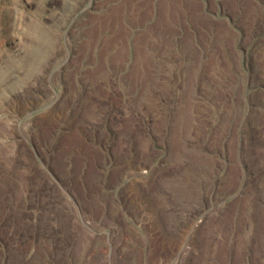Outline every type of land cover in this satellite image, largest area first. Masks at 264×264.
<instances>
[{
    "label": "bare ground",
    "instance_id": "1",
    "mask_svg": "<svg viewBox=\"0 0 264 264\" xmlns=\"http://www.w3.org/2000/svg\"><path fill=\"white\" fill-rule=\"evenodd\" d=\"M253 1L226 0V12L232 14L234 19L240 13L245 21L251 19L255 22L260 18V13ZM205 12L200 8L198 0H117L114 7L97 18L94 25L98 33L94 37V48L98 46L101 28H115V34H118L116 38L120 39L119 47H122V39L129 36L130 26L140 25L148 19L154 18V21L148 23L144 32L136 33L135 70L127 78L124 77L123 84L116 76L115 56L111 58L113 65H110L105 56L109 48L108 40L102 43L103 60L95 62L97 65L89 83H85L80 89L85 94L78 99L80 114L73 125L78 139L74 158L67 154L54 160L49 152L54 149V131L61 129V125L54 127V123L49 120L44 130H36L37 147L44 149V154L41 153L39 158L44 159L46 167L50 168L57 179L51 189L52 193L55 192L51 196L53 202L47 209L43 207L44 204L41 205L42 209L39 207L42 215L37 220L30 217L28 206H25L26 202L35 201L43 193V179L36 175L33 160L23 158L20 149L15 151L12 167L23 165L26 169L25 186L19 196L15 195L17 198L13 197L15 185L12 171L0 170V264H95L98 259H102L104 264H154V257L166 262L183 251L196 253V264H243L245 260L247 264H264V173L261 171L264 165L260 163L264 162V148L256 146L255 151L251 152L249 146L252 143L247 138L244 139L246 125L239 119L243 107L232 83L222 87L221 93H218L214 85L217 83L216 69L222 71L228 80L231 78L233 59L228 46L232 32L224 28V24L217 25ZM180 34L181 39H195L202 50L200 57L211 59L209 84L213 85L210 94L204 95L212 103H216L215 109L218 114L221 113L223 119L218 115V130L212 129L209 123L203 128H197V115L182 114L176 119L172 118L171 112L166 108L171 95L166 92L167 89L164 91L154 83L156 62L152 60L151 52L155 49V43L169 48L180 42ZM86 46L83 55L88 54L90 46ZM189 46L191 47V43ZM262 62L258 68L261 75H264ZM111 69L114 70L110 78ZM205 82L206 79L201 84L204 86ZM131 87L140 88L141 92L143 90L136 110L130 97ZM117 92L127 96L122 113L106 106L108 94L116 96ZM92 95L95 96L93 104L86 106L85 102ZM191 104L193 105V101ZM143 105L147 109L162 106V110L153 111L160 119V124L148 121V112L142 109ZM263 108L260 111L255 109L259 119L262 118ZM138 111L146 116L141 119V123L133 118ZM113 113L123 119L109 122L108 118ZM225 115L230 119L224 120ZM109 123L113 125V129L108 128ZM141 126L144 128L141 129ZM240 137L245 141L243 149L246 153L243 159L238 158L239 150L235 145ZM152 143H159L168 151H174L177 157L185 154L187 147L195 149V146L204 147L205 144L210 155L207 154L204 158L193 150L185 159L180 158V161L167 166L166 171L152 169L150 182L123 188L115 196L109 191L112 180L107 163L113 162L115 167L120 168L118 175H140L142 170L150 167L152 154L149 145ZM46 146L51 149L45 148ZM224 148L229 153L224 166L232 171L226 191H239L246 182L249 184V189L245 190L246 202L242 211L236 204L232 207V220L225 232H221L223 235L219 230L205 234L204 238L211 249L207 245H201L202 239L196 230L190 234L188 246H182L184 238L181 239V236L186 225L173 216L174 210L194 201V183L198 182L195 175L201 167H205L206 172V167L218 158L219 149L223 152ZM255 157L259 163L255 162ZM245 166L247 169L251 168L248 176L243 171ZM222 178L215 176L217 181ZM62 198H65L63 205L60 204ZM139 204L152 215V230H158L160 237L158 248L144 240H138L132 233L135 227L133 223L140 222L137 218ZM73 220L88 231L89 235L79 253H75L72 247L75 237ZM104 224L111 228V233L102 236L100 227ZM114 236L119 237L117 241L113 240ZM218 243L220 248L216 247ZM32 249L34 254L29 256Z\"/></svg>",
    "mask_w": 264,
    "mask_h": 264
},
{
    "label": "rangeland",
    "instance_id": "2",
    "mask_svg": "<svg viewBox=\"0 0 264 264\" xmlns=\"http://www.w3.org/2000/svg\"><path fill=\"white\" fill-rule=\"evenodd\" d=\"M116 2L117 0H0V170L12 171L15 185L13 197L17 198L15 195L19 196L25 186L26 169L23 165L12 167L15 151L20 149L23 158L33 160V165L37 170L36 175L43 179V193L35 201L25 203L32 219L37 220L40 214L42 215L39 207L42 209L45 206L47 209L46 207L53 202L51 196L55 192L52 193L51 189L57 182L50 168L46 167L44 159L39 158L41 153L44 154V149L41 146L37 147V131L44 130L49 120L54 123V127L61 125V129L54 131V149L49 152L54 160L67 154L74 158L78 139L73 125L80 114L78 99L80 96L84 97L85 94L80 89L82 90L85 83H89L97 65L95 62L103 60L102 43L108 40L109 48L105 56L110 65H113L111 58L115 56L113 58L116 61L114 65L117 66L116 76L123 84L124 77L127 78L129 73L135 70L137 60L134 40L137 34L145 31L149 26L148 23L154 21V18L148 19L140 25L130 26L127 34L129 36L122 39V47H119L120 39L116 38L118 34H115L117 32L115 28L112 26L101 28L102 33L100 32L98 46L94 48V37L96 32L98 33L94 24L97 18L114 7ZM198 2L202 11H206L205 14L207 13L213 22H217V25L224 24L223 27L232 32V39L228 46L233 59L230 68L231 78L228 80L222 71L216 69L217 83L214 85L218 93H221L222 87H226L229 82L232 83L243 107L239 119L246 125L244 139L247 138L252 143L249 146L251 152L255 151L256 146L264 148V120H262L264 119V75H261L258 68L259 63L264 61V0L253 1L256 10L260 13V18L255 22L251 19L245 21L240 13L237 14V20L234 19L232 14L226 12V0H198ZM93 25L94 28H92ZM179 37L180 42L169 48L159 45L158 42L155 43V49L151 52L153 53L152 60L156 62H153L155 63L154 83L164 91L167 89L166 92L171 95L167 100L166 108L168 112H171L172 118L176 119L182 114L197 115V128H203L209 123L212 129L218 130V115L220 119L223 118L221 113L218 114L215 109L216 103H212L205 97L210 94L213 85V83L209 84L211 59L200 57L202 50L195 43V39L192 38L191 41L181 39V34ZM86 45L90 46L89 51L87 55H83ZM113 70H109L110 78ZM205 79L207 82L203 86L201 83ZM133 89L131 87L130 97L133 99L132 103L136 110L143 90L141 92L140 88ZM108 97L106 106L111 107L110 110L122 113L127 96L117 92L116 96L110 93ZM94 98V95L89 96L85 102L86 106H91ZM142 107L148 112H146L147 119L150 123L155 121L160 124V119L155 112L162 110V106L156 105L148 108L149 111L144 105ZM262 108V118L259 119L256 117L255 109L260 111ZM145 117L140 111L133 116L134 120L140 123ZM108 119H110L109 122H116L123 118H118L113 113ZM228 119L230 118L225 115L224 120ZM109 127L113 129L110 123ZM142 128L144 127L141 126ZM191 131L194 133L192 129ZM244 139L240 137L235 143L236 149L239 150L238 158L242 159L245 158L246 153L243 149ZM159 143L149 145L152 154L150 167L142 170L140 175L134 176L128 173L118 175L120 168L115 167L113 162H108L106 166H108L112 180V188L110 187L109 191L116 196L123 188L132 187L136 183L146 184L150 182L153 170L166 171L167 166L180 161V158L185 159L187 154L193 153V150L204 158L205 155H210L205 144L204 147L197 145L195 149L187 147L186 153L177 157L174 151H168ZM45 148L51 149L47 146ZM209 149L212 148L209 147ZM228 157V149L224 148L223 152L219 149L218 158L206 167V172L205 167H201L199 173L195 175L198 182L194 183L192 195L194 201L182 207L178 206L174 210L173 216L186 225L181 236V239L184 238L182 246H188L190 234L196 230L201 236V245H207L206 247L211 249L204 238L205 234L218 230L220 234L224 233L231 223V209L235 204L242 211L247 199L245 190L249 189V184L245 182L239 191H226L230 185L232 172L228 166H224ZM255 158V162H258ZM260 163L264 165V162ZM207 164L208 162L205 165ZM248 170L251 168L247 169L245 166L243 171L247 172V176L250 174ZM261 171L263 174L264 169ZM116 176L119 177L115 179ZM215 176L223 178L217 181ZM46 186L48 189L45 188ZM64 201L65 198H62L60 204L63 205ZM137 212L140 222L133 223L135 227L132 233L138 240H144L158 248L160 237L158 230L154 232L152 230V215L141 204L138 205ZM73 225L75 237L72 247L75 253H79L89 235L88 231L84 230L76 220H73ZM109 233H111L109 226L104 224L100 227L102 236ZM118 238L114 236L113 240L117 241ZM216 247L220 248L219 243ZM32 254H34V249L29 251V256ZM195 254L193 251L190 253L183 251L178 255H173L166 262L155 257L153 261L154 264H196L197 254ZM95 264H104V262L98 259ZM243 264H247L246 260Z\"/></svg>",
    "mask_w": 264,
    "mask_h": 264
}]
</instances>
